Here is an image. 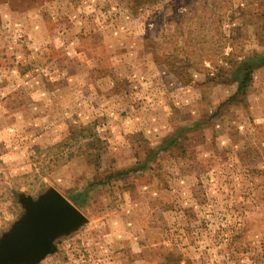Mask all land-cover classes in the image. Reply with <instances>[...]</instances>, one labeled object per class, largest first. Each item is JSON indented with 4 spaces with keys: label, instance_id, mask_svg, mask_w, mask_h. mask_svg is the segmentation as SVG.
<instances>
[{
    "label": "rangeland",
    "instance_id": "374dc122",
    "mask_svg": "<svg viewBox=\"0 0 264 264\" xmlns=\"http://www.w3.org/2000/svg\"><path fill=\"white\" fill-rule=\"evenodd\" d=\"M262 52L264 0H0V240L56 189L34 264H264Z\"/></svg>",
    "mask_w": 264,
    "mask_h": 264
},
{
    "label": "water",
    "instance_id": "95a60500",
    "mask_svg": "<svg viewBox=\"0 0 264 264\" xmlns=\"http://www.w3.org/2000/svg\"><path fill=\"white\" fill-rule=\"evenodd\" d=\"M23 218L0 240V264H34L53 253V239L76 229L84 214L56 189L35 201L22 198Z\"/></svg>",
    "mask_w": 264,
    "mask_h": 264
},
{
    "label": "trees",
    "instance_id": "16d2710c",
    "mask_svg": "<svg viewBox=\"0 0 264 264\" xmlns=\"http://www.w3.org/2000/svg\"><path fill=\"white\" fill-rule=\"evenodd\" d=\"M13 2V0H12ZM264 65V52L256 55L255 57H251L249 59H245L240 62L239 67L233 72V77L237 79L238 87L233 96L229 99V101L237 100L241 95L244 97L247 92V88L250 86L252 81V75L254 70ZM199 127V124L192 125L190 127L184 128V130ZM179 132L178 134H180ZM178 134L173 135L172 137L167 138L163 145L160 148L156 149L157 154L168 148V146L177 143ZM232 239H236L234 236ZM180 245V244H179ZM160 249H164L162 254L159 256L158 264H192V261L187 257V255L174 243H171L170 246L165 247L164 244L160 245ZM131 261V259H130Z\"/></svg>",
    "mask_w": 264,
    "mask_h": 264
}]
</instances>
